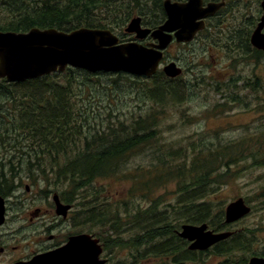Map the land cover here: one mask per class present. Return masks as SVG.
Segmentation results:
<instances>
[{"label":"trees","instance_id":"16d2710c","mask_svg":"<svg viewBox=\"0 0 264 264\" xmlns=\"http://www.w3.org/2000/svg\"><path fill=\"white\" fill-rule=\"evenodd\" d=\"M139 1L0 0V30L27 32L37 27L69 32L89 27L119 33L135 15L136 7L143 17L141 10L150 15L154 9L158 14V0L148 3L150 7ZM104 73L68 67L22 82L0 80V148L13 151V146L22 152L17 164L10 159L8 164L0 162V193H8L13 187V180L4 171L5 165L17 172L15 167L23 163L32 179L47 171L53 176L51 187L62 201L86 208L83 216L87 222L94 214L98 229L109 226L111 234L96 236L104 246L113 251L118 248L131 257L119 259L116 264H138L141 260L137 257L149 255L172 257L173 264H202V258L195 255L204 252L188 250L187 242L176 234L180 224L207 222L216 231L228 229L222 208L216 211V203L208 197L214 194L230 167L249 157L255 164L264 163V149L260 145L250 148L251 139L240 149L237 142L225 143L217 136L216 142L202 139L188 140L184 145L165 142L159 125L165 105L178 98L170 83L174 78L158 70L149 78L150 85L140 91L143 99H151L161 109L153 107L144 115L123 118L111 108V101L100 107L85 102L91 94V89L88 94L85 92L92 88L91 76L99 84L97 75ZM115 84L116 80L111 79L102 86L106 89ZM214 88L218 90L217 86ZM234 148L239 156L233 154ZM136 153H143L146 158L131 164V154ZM109 178L129 181L126 199L113 201L98 187L101 180ZM44 180L49 183L48 177ZM170 182L175 184L173 198L169 202H164L162 196L157 199L158 190ZM253 232L250 228L236 230L215 244L212 252L258 255L252 246L260 240ZM232 259L224 260L236 264Z\"/></svg>","mask_w":264,"mask_h":264},{"label":"rangeland","instance_id":"374dc122","mask_svg":"<svg viewBox=\"0 0 264 264\" xmlns=\"http://www.w3.org/2000/svg\"><path fill=\"white\" fill-rule=\"evenodd\" d=\"M152 1L146 0L148 7H150L149 4L151 5ZM138 10L140 9L136 7L135 15H142ZM141 11L148 19H153L150 16L151 14L157 15L154 9L150 11V15H147L148 12L144 10ZM145 24H149V21L146 20ZM124 27L116 34L123 37L125 41L135 40L133 35L130 36L124 32ZM144 41L151 40L148 38ZM225 43L226 39L224 38H212L205 40L204 43L211 47L209 49H206V45L202 43L196 44L194 47L174 45L168 48L164 59L178 63L183 68V73L170 82L178 92V98H173V101L167 103L161 114L159 127L161 128V139L163 141H175L184 145L188 140L198 139H202L204 142L208 140L216 142L217 136L220 141L225 143L237 142L240 149L245 148L244 145L248 139H251L250 148H257L260 145L264 149V63L260 62L252 71L246 64L231 65V60L235 56L234 50L231 48V43H226L227 46H225ZM192 53L194 57H192ZM163 65L161 64V66ZM122 75H127L130 79L137 80L138 83L133 84ZM74 76L77 77V74ZM97 77H99V84L96 83V78L93 75L91 76L92 88L85 91L88 94L91 89V94L87 95L88 98L85 99V102L90 101L91 104L100 107L111 101V108L121 114L120 117L123 118L137 116L138 114L144 115L147 111H151L153 107L161 109L159 104H155L151 99L147 97L143 99V94L140 93V91L145 90L146 86L150 85V77L132 76L123 72L122 74L104 73L97 75ZM249 77L252 79L251 83L245 81ZM111 79L116 80L115 87L105 89L102 85H107ZM215 86L218 87V90L214 88ZM231 94L233 97L230 96ZM111 95L112 98H110ZM98 100H100V104L97 103ZM221 103L225 104L220 105ZM15 148L12 146L13 151L0 148V162L4 161L8 164V161L11 160L14 164H17L18 155L22 152ZM233 154L239 156L236 148H234ZM145 158L146 155L143 153H136L131 154L129 161L131 164H137L143 162ZM35 163L36 160L33 161L34 166ZM9 167L11 166L5 165L4 171L10 177L8 179L13 180V187L8 193H0V196L4 199L5 208L28 207V210L41 208L42 216L46 217L47 211L45 209H49L54 203L53 195H58L51 187L54 183L50 178L53 176L46 171L45 174H38L35 179H32L23 163L19 167H15L14 170L17 172L11 171ZM46 177H48L49 183L44 180ZM222 180L217 185L214 194L208 198L216 203V207H214L216 211L218 207L222 208L223 218L228 202L237 197H242L246 201L251 207V212L238 221L230 223L228 230L244 231L246 228L254 230V236L260 241L258 244H254L252 248L253 252L260 255L261 252H264V190L262 189L264 187V163L255 164L249 157L241 164L230 167ZM98 187L105 190L107 197L112 198L113 201H118L127 198L129 181L109 178L101 180ZM174 189V182H170L162 186L155 196L160 195L157 199L162 196L164 202H169L175 195V193L172 194ZM76 207H79V205H76ZM83 209L87 210L86 208ZM14 212V210H8V214L11 216ZM79 218L84 219L80 216ZM86 226L87 229L90 227L88 222ZM32 228L33 249H40L42 242L39 237L42 235L36 218H34ZM94 230L96 235L102 234L104 237L108 233L111 234L107 225L98 229L95 224ZM108 247L104 246V250L112 258L126 256L120 249L115 248L113 251ZM212 249L213 247L201 254L202 264H215L216 261L229 257L236 258L235 262H238L251 255L241 253L215 254ZM138 264H173V262L171 258L161 257L158 260L151 259V261H142Z\"/></svg>","mask_w":264,"mask_h":264},{"label":"water","instance_id":"95a60500","mask_svg":"<svg viewBox=\"0 0 264 264\" xmlns=\"http://www.w3.org/2000/svg\"><path fill=\"white\" fill-rule=\"evenodd\" d=\"M166 20L151 30L142 27L139 16L132 17L124 31L134 33L135 40L122 42L109 29L79 27L69 32L55 28H31L27 32L0 30V78L9 82H22L64 71L66 67L88 72H124L133 76L150 77L158 70L163 51L174 40L190 42L196 31L203 28L197 19L214 11L213 5L201 8L197 0L185 3L163 1ZM264 19L252 35V43L264 50V36L260 33ZM174 32L172 35L171 33ZM150 36L155 43L139 42ZM162 72L171 78L181 74V68L171 61L162 66ZM56 213L65 215L70 208L54 194ZM4 199L0 196V224L4 222ZM251 212L242 197L227 203L225 223H234ZM231 232H213L206 223L183 224L178 235L186 239L190 250H206L216 242L227 238ZM89 236H73L60 249L34 255L28 264H104L98 239L88 241ZM71 262V263H70ZM248 264H264V257L254 256Z\"/></svg>","mask_w":264,"mask_h":264},{"label":"flooded vegetation","instance_id":"af4514ba","mask_svg":"<svg viewBox=\"0 0 264 264\" xmlns=\"http://www.w3.org/2000/svg\"><path fill=\"white\" fill-rule=\"evenodd\" d=\"M163 1L164 0H158V14L156 16L154 14L150 15L151 17H153V19H148L146 18V16L143 17V15H134L133 17L139 16L141 18L142 27L150 28L151 30H153L166 20L167 16L164 10ZM170 1L176 3H185L188 0ZM145 2L146 0L139 1V3ZM197 2L200 3L201 8H206L213 5L215 9L212 13L207 14L205 17L197 19V21L203 22V28L196 31L193 39L190 42H176L173 37L171 43L163 51L164 57L167 53L168 48L174 45L194 47V45L199 43L204 44L205 40L207 39L224 38L226 39V43H231V48L232 50H234L235 56L231 60V65L236 66L238 64H246L248 65L250 71H252V69H255V67L260 62L264 63V50L256 47L251 41L252 35L255 33L259 24L264 19V0H197ZM146 20H148L150 23L157 22V24H145ZM260 33L264 36V25L261 27ZM127 34H129L130 36L133 35L135 37L134 33ZM171 34L173 35L174 32H172ZM148 38L151 41L143 42V40H146ZM140 41L143 44L156 42L150 36ZM226 43L225 46H227ZM204 45H206V49L211 48L208 46V44ZM192 57H194L193 53ZM245 81H249V83H251L252 79H250L249 77L248 79H245ZM59 200L64 204H69L62 201L60 197ZM69 205L70 208L67 210L65 215H58L53 203L49 209H45V211H47L46 217L42 216L43 214L41 213V208H33V210H28V207L5 208L4 222L0 224V264H28V261L36 254L48 253L64 247L68 243L69 239L73 236L85 234L89 236V243H92L91 240L95 238L99 239L96 236V232L94 230L96 224L95 215L92 214L89 217L88 223L90 227L87 229V218L86 216H83L85 210L83 208L76 207V205L73 204ZM9 209L15 211L12 216L8 214ZM79 216L84 219H80ZM34 218L38 220V223L40 225L39 230L41 231L42 235L41 237H39L40 241L42 242L41 248L36 250H34L32 246V224ZM99 244L102 247V254L100 257L106 260L104 264H116V261L119 259L131 258L129 256H122L119 258L116 257V259H114L111 257V255L106 254L104 245L100 239ZM213 246L214 245L210 246V248H212ZM191 251L205 252L198 250ZM195 256H200L202 258V255ZM160 258L161 256L137 257V259L141 260V262H148L151 261V259L158 260ZM166 258H171L172 262H175V259H173L172 257L166 256ZM232 260L235 261L236 258ZM248 262V258L245 257L243 261H236V264H248ZM229 263L230 261L221 259L215 262V264Z\"/></svg>","mask_w":264,"mask_h":264},{"label":"bare ground","instance_id":"6f19581e","mask_svg":"<svg viewBox=\"0 0 264 264\" xmlns=\"http://www.w3.org/2000/svg\"><path fill=\"white\" fill-rule=\"evenodd\" d=\"M56 29V28H55ZM58 30V29H57ZM62 31V30H61ZM66 32V31H65ZM169 62H171V61H168L167 59H163L162 61H161V64H167V63H169ZM175 62V61H174ZM176 63V62H175ZM163 65V66H164ZM176 65L178 66V67H180L181 68V74L183 73V68L181 67V66H179V64L178 63H176ZM66 68H68V67H66ZM65 68V69H66ZM71 68H73V67H71ZM83 70V69H82ZM86 71V70H85ZM162 71V70H161ZM88 72V71H87ZM157 72V71H156ZM155 72V73H156ZM89 73H99V72H89ZM106 73H112V72H106ZM180 74V75H181ZM154 75V74H153ZM165 75V74H164ZM179 75V76H180ZM166 77H168L167 75H165ZM168 78H171V77H168ZM1 79H4V78H0V80ZM188 222H186V223H182V225L183 224H187ZM202 223H206L207 224V226H208V229H210V230H212L213 232H231V234L227 237V238H229L230 236H232L233 234H234V232L236 231V230H228V229H225V230H219V231H216V230H214V229H212L211 227H210V225L207 223V222H202ZM224 223H225V220H224ZM188 224H193V223H188ZM199 224H201V223H199ZM199 224H193V225H199ZM226 225H230L229 223H225ZM181 225V226H182ZM181 226L179 227V229L177 230V232H176V234L178 235V232L179 231H181ZM178 237H180L179 235H178ZM181 239H183V240H185L186 242H187V240L186 239H184V238H182V237H180ZM227 238H225V239H222V240H220V241H223V240H226ZM220 241H218V242H220ZM218 242H216L215 244H217ZM214 244V245H215ZM187 249L189 250V248H188V243H187ZM254 256H261V257H264V255H250L249 257H248V261L250 260V258H252V257H254Z\"/></svg>","mask_w":264,"mask_h":264}]
</instances>
